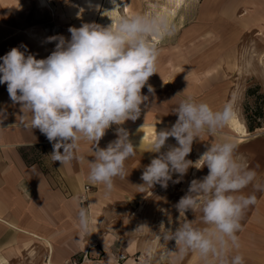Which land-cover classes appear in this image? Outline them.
<instances>
[{
    "label": "crops",
    "instance_id": "crops-1",
    "mask_svg": "<svg viewBox=\"0 0 264 264\" xmlns=\"http://www.w3.org/2000/svg\"><path fill=\"white\" fill-rule=\"evenodd\" d=\"M44 1L48 3L44 8L51 7L52 12L56 13L49 0ZM121 1L116 0L121 8L114 10L112 0H80L78 5L71 6L74 14L79 13L76 28L85 23L106 27L112 21L114 27L118 17L131 14L128 1L125 0L128 9ZM183 1L176 4L174 0H164L162 15L171 19L174 14L171 6L179 7ZM29 2L32 0H0V57L14 47L24 51L22 45L27 46L26 55L31 53L37 59L47 58L55 50H49L51 44L48 42L41 0L32 5ZM105 4L109 10H114V14L108 11L105 15H100ZM243 7L244 11L240 14L239 10ZM207 12L213 14L218 44H230L242 30L256 29L259 24H264V0H228V4L224 1L222 6L214 0ZM30 14L35 15L36 21L28 20ZM221 20L228 22V32H221ZM54 24L55 22L51 23L49 27L55 33L61 26ZM197 37L198 35L191 36L188 42L192 43ZM54 42L55 45L58 43ZM154 42L159 47L161 40ZM184 44L181 42L179 47ZM168 52L171 50L159 56L157 73L149 78L147 85L141 90L148 100L141 105L140 117L135 122L129 120L123 125L129 131V138L137 150L136 155L125 162L126 177L115 178V187L110 193H106L103 185H93L87 179L88 160H94L95 151L91 142H79L77 156L82 159L65 165L53 162L50 156L53 152L52 142L39 129H32L21 123V106L13 104L7 85L0 84V110H6L7 113V119L0 123V264H65L74 256L82 258L84 255L86 257L80 264H138V257L141 260H152L150 264H204L198 253L189 251L182 254L174 240L163 239L168 230L175 231L185 221L192 222L193 227H207L201 221L202 213L189 210L185 215H180L171 201L164 207L163 213H158L156 208H151L158 201H154L150 195L163 187L155 184L151 188L145 187L143 191L139 187L144 184L141 179L143 171L159 155L149 151L156 130L170 129L178 119L174 112L178 106L173 107V98L177 97L178 103L181 95L174 92L173 97V91L169 87L171 74L168 68H174V65L173 57ZM192 54L195 53H189L188 56ZM2 62L0 59V63ZM148 85L154 89L153 92H148ZM214 86L221 90L219 83ZM162 98L164 105L158 107V101ZM236 118L243 123L237 116ZM234 125L231 122L227 126L229 132L225 136L217 134L205 137L200 134L194 140L197 163L187 173L208 172L206 166L202 167L203 161H199L202 154L211 145L228 137L237 144L236 159L254 169L257 173L256 182L264 184V127L260 128V132H250L243 123L245 127L242 132L235 129ZM116 127L113 125L106 131L99 142L100 148H106L117 139ZM176 146L178 144L175 138L169 137L161 151L166 152L170 147ZM174 177L178 175L174 173L172 178ZM186 182L185 179L184 184ZM171 183L169 181L168 185ZM86 185L90 186L88 203L81 204L79 196ZM146 190L150 191L148 197L144 195ZM254 191L253 186L249 185L242 190V194L249 195ZM255 194L257 203L246 210L241 220L242 230L237 233L241 247L231 253L241 254L244 264H264V192ZM145 201L150 205L147 214L141 212ZM136 203L140 204L137 211L134 208L131 215L119 218L120 206L135 207ZM81 206L87 209L90 217L87 232L82 231L79 226L78 211ZM142 215L145 225L141 227ZM157 218L163 221V229L156 227Z\"/></svg>",
    "mask_w": 264,
    "mask_h": 264
},
{
    "label": "clouds",
    "instance_id": "clouds-1",
    "mask_svg": "<svg viewBox=\"0 0 264 264\" xmlns=\"http://www.w3.org/2000/svg\"><path fill=\"white\" fill-rule=\"evenodd\" d=\"M112 3L114 10L121 8L116 0ZM69 32L70 39L48 37V42L58 43L47 58L26 55V45H22L24 51L14 47L0 57V84L7 85L13 104L21 106V123L39 129L52 142L53 162L65 165L82 159L77 156L79 142H91L95 151L94 160H88L87 179L110 193L115 178L126 177V160L136 155L137 148L123 125L129 120L135 122L141 105L148 100L141 90L157 73L160 52L154 41L172 36L175 26L167 15L137 13L121 15L114 27L113 21L107 27L85 23L70 27ZM153 91L148 85V92ZM174 112L178 115L175 124L156 130L149 145V151L159 155L143 171L141 191L155 184L167 188L174 173L179 175L173 182L179 183L192 166L187 157L194 140L204 131L216 135L237 116L232 102L213 110L192 97L181 101ZM5 119L6 110H0V123ZM113 125L117 126V139L100 148V140ZM169 137L175 138L178 146L162 152ZM236 149L237 144L228 137L211 145L199 160L208 174L193 180L175 206L180 215L200 211L207 227H193L192 222L185 221L163 237L174 240L182 254L198 253L204 264H244L241 254L231 253L241 247L237 235L242 230L241 220L257 203L255 192H264V184L256 182L254 169L236 159ZM249 185L255 191L242 194ZM78 220L81 230L89 231L90 217L83 206Z\"/></svg>",
    "mask_w": 264,
    "mask_h": 264
},
{
    "label": "rangeland",
    "instance_id": "rangeland-1",
    "mask_svg": "<svg viewBox=\"0 0 264 264\" xmlns=\"http://www.w3.org/2000/svg\"><path fill=\"white\" fill-rule=\"evenodd\" d=\"M127 1L130 6V15L137 13L148 15L162 14L165 4L164 0ZM224 1H226L227 5L228 0H217L221 6ZM233 1L235 0H231V2ZM32 2H29V4H37V0H32ZM49 2L55 7L56 13H53L48 7L43 10V20L48 30L47 36H63L65 34V38L70 39L69 28L71 26L76 27V23L79 22V13L74 14L71 6L78 5L80 0H49ZM213 2L214 0H184L179 7L171 6L174 14L170 21L175 26V32L158 44L159 56L171 50L168 53L173 57L174 68H168L171 74V85L169 87L173 91V97H175L174 92L181 95L179 97L180 102L192 97L198 103L205 102L209 104L213 110H220L225 103L232 102L237 117L245 123L247 129L249 130V123L253 126L259 125L253 131H249L260 132V128L264 127V24H259L256 29L242 30L240 35L234 37L230 44L224 42L223 44H218V33L213 26V14L212 12H207L208 7L212 6ZM108 11L113 13V10H109L105 4V8L100 11V15H105ZM120 11L123 13L122 9ZM202 11H205V13L203 14ZM239 11L240 14L243 13L244 7ZM107 18L110 20L109 17ZM242 18L244 19L245 17ZM28 20L30 22L36 21L35 15L30 14ZM53 22H55V26H59V24L61 26L55 33L51 32L52 28L49 27ZM227 23L226 20H221V32L224 30L228 32ZM214 30L217 34L214 33ZM194 35H198L197 39L189 43V38ZM184 37L186 38L184 39ZM181 42L185 44L179 47ZM50 44L49 50L52 51L56 45L54 41L50 42ZM189 53L190 55L191 53L195 54L188 56ZM181 60L183 62H180ZM218 83L222 86L221 90L214 86ZM176 98H173V107H177L180 104V102H176ZM163 105L164 99L162 98L158 101V107ZM226 132H229L227 127L220 130L217 134L225 136ZM201 135H205V137L214 136L207 131L202 132ZM194 151L195 142L192 154L188 156V159L192 161L191 170L194 169L197 163ZM207 174L208 172L197 174L191 171L180 178L179 183L173 182L178 177L172 178V183L167 188L158 189V191L150 195L154 201H158V204L151 206V208H156L158 213H163L164 207L171 202L174 203L173 207H175V203L188 193L191 182L193 180H202ZM185 179L187 180V185L184 184ZM149 192V190H146L144 195L148 197ZM143 205L144 209L141 212L147 214L150 206L148 201H145ZM120 207L121 211H119L118 215L119 218H123V215H131L134 208V211H137L140 204L136 203L135 207ZM141 217L140 225L142 227L143 224L145 225V221L143 220V215ZM155 223L158 229L164 228L161 219L157 218Z\"/></svg>",
    "mask_w": 264,
    "mask_h": 264
},
{
    "label": "built area",
    "instance_id": "built-area-1",
    "mask_svg": "<svg viewBox=\"0 0 264 264\" xmlns=\"http://www.w3.org/2000/svg\"><path fill=\"white\" fill-rule=\"evenodd\" d=\"M90 189L89 185H86L84 188V191L82 192V194H80L79 196V201L81 202V204H87L88 203V191ZM86 256L84 255L82 258H78L76 256L70 258L69 260L66 261L65 264H80L81 261L85 258ZM120 257L122 258L123 255L121 254ZM138 264H150V261L147 259H140L138 257Z\"/></svg>",
    "mask_w": 264,
    "mask_h": 264
},
{
    "label": "bare ground",
    "instance_id": "bare-ground-1",
    "mask_svg": "<svg viewBox=\"0 0 264 264\" xmlns=\"http://www.w3.org/2000/svg\"><path fill=\"white\" fill-rule=\"evenodd\" d=\"M107 1H108V0H107ZM174 1H175L177 4H179V3L181 2V0H174ZM121 2H122L123 5H127L126 2H125V0H124V1L122 0ZM49 3H50V2H49ZM86 3H87V2H86ZM47 4H48V3H47ZM47 4H46V2H45L44 0H41V7L44 8V6H46ZM128 4H129V3H128ZM49 5H50V4H49ZM43 8H42V9H43ZM50 9H51V7H50ZM127 9H128V7H127ZM113 11H114V10H113ZM116 12H117V11H116ZM113 14H114V13H113ZM116 14H117V13H116ZM116 14H115V15H116ZM169 16H170V15H169ZM105 17H106V16H105ZM106 18H107V17H106ZM118 18H119V17H118ZM95 24H96V23H95ZM104 24H105V23H104ZM103 26H104V25H103ZM156 40H157V39H156ZM156 43H157V42H156ZM232 122H234V124H235V125H234V126L236 127L235 129H237V130H239V131H242V132L244 131V127H245V126L243 127V125H242L243 123H241L236 117H235V119H234ZM237 132H238V131H237ZM243 134H244V133H243ZM141 257L144 258V256H141Z\"/></svg>",
    "mask_w": 264,
    "mask_h": 264
},
{
    "label": "trees",
    "instance_id": "trees-1",
    "mask_svg": "<svg viewBox=\"0 0 264 264\" xmlns=\"http://www.w3.org/2000/svg\"><path fill=\"white\" fill-rule=\"evenodd\" d=\"M257 126H259V125L253 126L250 123L248 124V128H249L250 131H253L255 128H257Z\"/></svg>",
    "mask_w": 264,
    "mask_h": 264
}]
</instances>
